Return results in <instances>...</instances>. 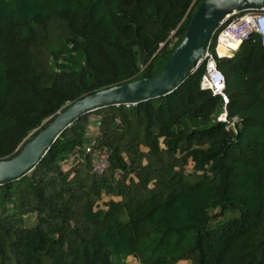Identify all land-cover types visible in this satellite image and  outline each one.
Masks as SVG:
<instances>
[{
    "label": "trees",
    "instance_id": "trees-1",
    "mask_svg": "<svg viewBox=\"0 0 264 264\" xmlns=\"http://www.w3.org/2000/svg\"><path fill=\"white\" fill-rule=\"evenodd\" d=\"M202 1L0 0V159L67 104L161 72ZM53 20L67 35L43 68L36 27ZM217 66L235 129L201 86L204 62L169 94L81 116L31 172L0 184V264H264L261 37ZM92 113L93 149L109 150L101 174L85 151Z\"/></svg>",
    "mask_w": 264,
    "mask_h": 264
},
{
    "label": "water",
    "instance_id": "water-1",
    "mask_svg": "<svg viewBox=\"0 0 264 264\" xmlns=\"http://www.w3.org/2000/svg\"><path fill=\"white\" fill-rule=\"evenodd\" d=\"M262 6L264 0H203L161 72L101 89L67 104L34 131L11 157L0 159V184L31 172L61 133L81 116L107 106L136 105L173 92L197 69L214 31L228 14Z\"/></svg>",
    "mask_w": 264,
    "mask_h": 264
},
{
    "label": "built area",
    "instance_id": "built-area-1",
    "mask_svg": "<svg viewBox=\"0 0 264 264\" xmlns=\"http://www.w3.org/2000/svg\"><path fill=\"white\" fill-rule=\"evenodd\" d=\"M174 34V32H173ZM254 34L261 37L264 43V6L260 8L251 7L242 11H235L228 14L214 31L203 58L198 67L206 63V71L203 75L201 86L209 89L214 95L220 96L223 102V111L218 115L219 121L227 123L228 127L235 129L237 117L230 119L227 105L230 98L226 92V78L217 66L218 59L231 58L235 55L241 44L249 40ZM176 38H174V41ZM99 127V121H97ZM94 140L85 144V151L92 153V167L97 173H103L109 166V150L93 149ZM74 161H78L79 153L73 151ZM70 154V155H71Z\"/></svg>",
    "mask_w": 264,
    "mask_h": 264
},
{
    "label": "rangeland",
    "instance_id": "rangeland-1",
    "mask_svg": "<svg viewBox=\"0 0 264 264\" xmlns=\"http://www.w3.org/2000/svg\"><path fill=\"white\" fill-rule=\"evenodd\" d=\"M36 30L41 35H44L41 40V44L39 45L38 49L35 51L37 53L38 62L40 66L43 68H46L52 63V51L58 50L62 46V43L67 33L65 30V27L59 21H55V20L51 21L48 24L46 29L40 26H37ZM90 119H91V122L94 121L95 119H97L98 121L97 114L92 113L90 115ZM88 128L89 130L87 133V138L94 137L95 139L97 135L94 133V130L91 127H88ZM76 163L77 161H74L73 155L71 154L70 157L65 162L62 163V165H63L64 170H68ZM187 169L192 170L191 162L187 166ZM110 199H111V196L103 194V199L99 202V205L103 207L104 203ZM31 221H33V218ZM113 260L117 261L118 259L115 256H113ZM126 262L127 264H141V262L134 257L126 258ZM186 263L190 264V261H187Z\"/></svg>",
    "mask_w": 264,
    "mask_h": 264
},
{
    "label": "crops",
    "instance_id": "crops-1",
    "mask_svg": "<svg viewBox=\"0 0 264 264\" xmlns=\"http://www.w3.org/2000/svg\"><path fill=\"white\" fill-rule=\"evenodd\" d=\"M88 127H91V128L94 130V133H95L96 135H98V131H99V130H98L97 119H95L94 121H92ZM88 130H89V128L87 129V133H88ZM90 130H91V129H90ZM89 140H94V137L88 138V141H89ZM129 257H134V256H129ZM129 257H127V258H129ZM134 258H136V257H134ZM136 259H137V258H136Z\"/></svg>",
    "mask_w": 264,
    "mask_h": 264
}]
</instances>
